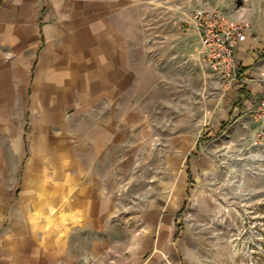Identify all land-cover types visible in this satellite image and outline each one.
I'll return each mask as SVG.
<instances>
[{
	"label": "crops",
	"instance_id": "obj_1",
	"mask_svg": "<svg viewBox=\"0 0 264 264\" xmlns=\"http://www.w3.org/2000/svg\"><path fill=\"white\" fill-rule=\"evenodd\" d=\"M139 2L0 1V264H177L175 211L150 207L140 229L128 228L117 188L131 167L132 137L138 129L146 136L139 105L151 94L147 74L171 69L164 46L177 50L180 67L201 65L199 39L193 29L165 36L174 42L161 30L136 34ZM217 4L251 26L235 51L244 76L237 88L255 100L250 114L261 94L246 77L264 64V0ZM151 47L159 52L149 55ZM241 125L250 133L258 123ZM14 177L23 222L8 214Z\"/></svg>",
	"mask_w": 264,
	"mask_h": 264
},
{
	"label": "rangeland",
	"instance_id": "obj_2",
	"mask_svg": "<svg viewBox=\"0 0 264 264\" xmlns=\"http://www.w3.org/2000/svg\"><path fill=\"white\" fill-rule=\"evenodd\" d=\"M154 1L143 0L142 9L138 0L132 17L138 23L132 27L148 38L161 30L163 42H174L165 37L171 33L184 37L192 30L197 6L225 11L218 0ZM171 48L162 49L165 59L175 63L167 64L171 69L147 74L151 94L139 105L146 115V136L138 129L132 137L136 148L131 167L123 171L117 188L125 200L126 225L140 229L146 210H164L168 204L175 211L177 264H264V167L251 163L255 150L239 152L246 161L238 162L236 170L228 157L254 132L241 125L250 117L246 110L254 98L207 67H180L177 50ZM158 52L159 48L148 50L149 55ZM256 69L251 66L248 75ZM141 76L139 92L146 94L145 75ZM249 76L247 81L252 80ZM254 165L263 172L251 174ZM26 167L28 160L22 157V171ZM19 180L14 177L7 185L13 202L8 214L23 222Z\"/></svg>",
	"mask_w": 264,
	"mask_h": 264
},
{
	"label": "built area",
	"instance_id": "obj_3",
	"mask_svg": "<svg viewBox=\"0 0 264 264\" xmlns=\"http://www.w3.org/2000/svg\"><path fill=\"white\" fill-rule=\"evenodd\" d=\"M191 26L198 35L201 66L209 68L229 86L241 84L244 76L240 72V63L235 51L249 34L250 24L232 19L219 7L205 8L199 5L192 12ZM251 81L258 85L261 93L256 105L250 110V118L257 122L258 126L250 140L244 143V147L239 144V147L232 148L233 153L228 155L234 170L239 166L238 162L246 161L239 157V152L243 150H255L256 156L252 155L251 163L264 167V64L257 67L255 77ZM249 172L260 174L263 171L254 165Z\"/></svg>",
	"mask_w": 264,
	"mask_h": 264
}]
</instances>
